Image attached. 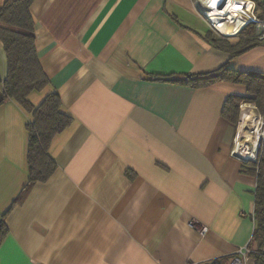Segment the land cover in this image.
Instances as JSON below:
<instances>
[{"label":"crops","instance_id":"0c3cea01","mask_svg":"<svg viewBox=\"0 0 264 264\" xmlns=\"http://www.w3.org/2000/svg\"><path fill=\"white\" fill-rule=\"evenodd\" d=\"M203 3L34 1L50 84L28 99L59 94L72 123L50 144L54 173L28 186L33 115L0 105V264H207L251 248L258 164L231 156L239 121L223 114L245 88L186 82L223 67L264 75V43L237 57L217 48Z\"/></svg>","mask_w":264,"mask_h":264},{"label":"trees","instance_id":"16d2710c","mask_svg":"<svg viewBox=\"0 0 264 264\" xmlns=\"http://www.w3.org/2000/svg\"><path fill=\"white\" fill-rule=\"evenodd\" d=\"M35 0H8L0 10V41L8 63V77L0 80V105L7 100H15L27 112L32 113L33 122L27 125L29 133L28 168L29 183L45 182L56 170L54 160L49 156L53 138L62 133L72 123V118L62 112V101L57 93H51L43 102L34 107L28 97L34 91L49 86L50 80L44 72L36 48V21L31 7ZM261 7L264 4L256 0ZM264 9V8H263ZM264 17V10L261 14ZM207 38L219 49L237 57L255 46L262 44L256 39L252 25L239 35L225 37L210 31ZM235 40L234 44L231 42ZM218 81L231 82L245 88L244 95L228 98L223 114L233 123H238L240 107L244 103L254 104L264 110V75L241 73L223 67L214 73L188 76L187 84L194 88L210 86ZM256 165V164H255ZM255 169V170H254ZM253 170L257 177L255 217L257 221L250 256L256 264H263L264 253V155ZM6 234L4 224H0V241ZM230 258H220L207 264H229Z\"/></svg>","mask_w":264,"mask_h":264},{"label":"built area","instance_id":"2783aa9c","mask_svg":"<svg viewBox=\"0 0 264 264\" xmlns=\"http://www.w3.org/2000/svg\"><path fill=\"white\" fill-rule=\"evenodd\" d=\"M213 9L217 13H213ZM202 14L210 25V29L217 35L233 37V33L224 31V27L240 22V33L252 25L256 39L264 43V17L257 11L256 4L249 0H218L213 7L208 0H204ZM239 33V34H240ZM238 34V35H239ZM245 152L244 154H242ZM264 153V110L254 104L244 103L240 107L239 126L234 140L231 156L247 164H259ZM246 154V155H245ZM203 229L202 232H205ZM251 253L250 249L240 251V255L232 259L229 264H243L241 257Z\"/></svg>","mask_w":264,"mask_h":264},{"label":"bare ground","instance_id":"6f19581e","mask_svg":"<svg viewBox=\"0 0 264 264\" xmlns=\"http://www.w3.org/2000/svg\"><path fill=\"white\" fill-rule=\"evenodd\" d=\"M208 1H209V3L211 5H213L214 2H215V5L218 3V0H208ZM213 10H214L213 13H215V12L217 13L216 9H213ZM239 25H240V22L235 20V24H232L230 27H224V31L227 32V33L232 32L233 36H237L240 33V31L238 30L239 29V27H238ZM244 153L245 152H243L242 154H244Z\"/></svg>","mask_w":264,"mask_h":264},{"label":"snow or ice","instance_id":"6c2138e0","mask_svg":"<svg viewBox=\"0 0 264 264\" xmlns=\"http://www.w3.org/2000/svg\"><path fill=\"white\" fill-rule=\"evenodd\" d=\"M213 7H215L216 5H215V2L213 3V5H212Z\"/></svg>","mask_w":264,"mask_h":264},{"label":"rangeland","instance_id":"374dc122","mask_svg":"<svg viewBox=\"0 0 264 264\" xmlns=\"http://www.w3.org/2000/svg\"><path fill=\"white\" fill-rule=\"evenodd\" d=\"M233 35V34H232ZM263 155H264V153H263Z\"/></svg>","mask_w":264,"mask_h":264}]
</instances>
